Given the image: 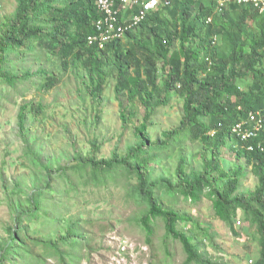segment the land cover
<instances>
[{
	"label": "trees",
	"instance_id": "trees-1",
	"mask_svg": "<svg viewBox=\"0 0 264 264\" xmlns=\"http://www.w3.org/2000/svg\"><path fill=\"white\" fill-rule=\"evenodd\" d=\"M16 1L15 10L0 25L1 81L13 84L15 80H27L32 75L39 77L40 90L56 86L59 81L56 69L41 66L34 72L10 71V53L21 52L25 58L29 49L42 47L45 53L59 56L65 68L72 64L80 83L85 84L87 93L97 105L103 98L110 75H115L118 79L116 93L127 96L133 107L136 98L145 106L142 120L137 123L134 119L137 112L128 113L127 107L120 103L123 106L120 117L124 125L132 120L135 136L124 154L115 149L110 158L99 159L96 156L99 145H94V154L83 156L78 153L74 159L89 166L94 174L118 165L134 173L138 179L136 192L148 203L141 217L146 233L150 236L152 221L162 218L165 235L179 240L187 253L183 264L216 262L201 252L197 231L195 233L193 228L201 224L192 216L164 205L161 194L168 191L180 192L192 202L208 196L215 214L229 222L232 228L238 210H243L246 219L258 228L261 249L256 264H264V151L248 150L246 142L237 137V144L232 145L234 125L248 118L250 111H259L264 116V13L250 6L232 5L218 10L213 1L174 0L171 7H159L123 37L112 39L100 48L98 44L89 43V37L97 31L96 21L101 17L97 0ZM252 23L258 26L255 32L248 27ZM214 35L221 38V46L214 43ZM137 36L140 39L137 40ZM126 38L133 46L143 49L139 57L132 46L125 45ZM207 38L210 40L206 41ZM160 70L166 72L161 80ZM173 90L184 99V116L176 129L164 131L162 136L155 138L157 130L150 131L156 127L151 122L153 108L156 104L166 105L168 94ZM41 104L35 110H43ZM28 106L23 105L18 115L20 132L25 138ZM100 117L99 112L97 122ZM189 137L205 144L201 151L203 166L188 169V158L183 155L175 175L155 177L156 167L163 161L158 157V151L173 150L179 141ZM260 140L261 136L252 142L256 144ZM224 146L235 150L236 160L246 158L259 173L260 185L253 192H239L243 166L231 165L220 158ZM30 151L31 163L39 170L34 175L33 186L43 190L53 178V162H42L38 153ZM68 168L59 170L67 178ZM41 204L28 197L25 204L12 205L19 232L24 228L26 218L37 216ZM187 223H192L189 231L180 226ZM15 232L3 245L0 264H10L15 261L11 257L20 258L29 253ZM83 237L84 232L76 223L68 221L61 239L74 244ZM53 245L57 247L56 242Z\"/></svg>",
	"mask_w": 264,
	"mask_h": 264
},
{
	"label": "rangeland",
	"instance_id": "rangeland-1",
	"mask_svg": "<svg viewBox=\"0 0 264 264\" xmlns=\"http://www.w3.org/2000/svg\"><path fill=\"white\" fill-rule=\"evenodd\" d=\"M201 1H213L221 10L216 0L195 2ZM16 5V0H0V25ZM232 5L259 10L254 0ZM248 27L253 32L258 28L256 23ZM212 38L217 46L222 45L219 36ZM124 43L133 47L136 56L141 55L142 48L133 46L127 38ZM176 46H179V41ZM156 59L161 61L158 57ZM9 60L12 73L34 72L43 66L56 69L59 81L56 86L43 91L37 76L15 80L13 84L0 80V255L3 245L16 230L15 235L29 253L20 252L23 257H11L15 261L9 260L10 264H183L187 253L179 240L165 235L162 218L152 221L153 233L150 236L146 233L141 217L148 203L136 192L138 179L134 173L118 165L112 170L94 174L89 166L85 167L74 159L78 153L83 156L94 154V145H99L96 154L99 159L110 158L115 149L124 154L135 136L132 120L124 125L121 111L126 106L128 113L137 112L134 119L140 123L146 110L140 100H134V107L129 104L127 96L116 93L118 79L110 75L103 98L97 105L87 93L85 84L80 83L72 64L65 68L59 56L45 53L42 47L29 49L25 58L21 52H12ZM159 66L161 68L162 64ZM165 74L160 70L159 79H163ZM159 84L162 85V81ZM168 95L166 105L156 104L153 108L151 122L156 127L150 131L157 130L155 138L162 136L164 131L176 129L184 116L181 94L173 90ZM40 104L43 110H35ZM23 105H29L25 124L28 139L21 134L19 127L18 115ZM99 112L101 117L97 122ZM236 144L235 136L232 145ZM204 145L201 140L193 141L189 137L179 141L173 150H159L157 155L163 161L156 167L155 177L175 175L183 155L188 158V169L201 168ZM30 149L40 155L42 162H53V178L44 191L33 186L34 175L39 170L31 163ZM234 154L235 150L227 146L220 150V158L224 162L243 166L239 192H253L260 185L259 173L253 170L246 158L238 161ZM65 166L69 167L68 178L59 171ZM161 196L165 206L192 216L201 224L193 228L195 233L197 231V240L205 257L216 264H256L260 256V236L257 226L246 219L243 210H238L232 228L229 222L215 214L208 196L199 202H192L180 192L168 191ZM28 197L42 202L41 210L37 216L26 218L24 228L19 232L12 205L25 204ZM68 221H74L84 232V237L74 244L61 239ZM180 226L189 231L192 223ZM55 242L57 247L53 245Z\"/></svg>",
	"mask_w": 264,
	"mask_h": 264
},
{
	"label": "built area",
	"instance_id": "built-area-1",
	"mask_svg": "<svg viewBox=\"0 0 264 264\" xmlns=\"http://www.w3.org/2000/svg\"><path fill=\"white\" fill-rule=\"evenodd\" d=\"M200 1V0H189ZM219 9L223 10L230 4L242 3L245 0H216ZM259 10L264 13V0H254ZM174 0H97L101 17L96 21V34L89 37L90 44H98L103 48L109 41L123 37L126 32L139 25L150 13L159 7L168 8ZM128 16V18H126ZM235 136L246 142L245 148L250 151H264V116L259 111H250L248 118L233 127ZM261 136V140L254 144Z\"/></svg>",
	"mask_w": 264,
	"mask_h": 264
},
{
	"label": "snow or ice",
	"instance_id": "snow-or-ice-1",
	"mask_svg": "<svg viewBox=\"0 0 264 264\" xmlns=\"http://www.w3.org/2000/svg\"><path fill=\"white\" fill-rule=\"evenodd\" d=\"M154 2H155V0H154Z\"/></svg>",
	"mask_w": 264,
	"mask_h": 264
}]
</instances>
